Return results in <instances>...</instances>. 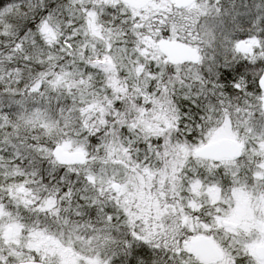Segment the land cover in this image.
<instances>
[{"label":"clouds","instance_id":"9594fccd","mask_svg":"<svg viewBox=\"0 0 264 264\" xmlns=\"http://www.w3.org/2000/svg\"><path fill=\"white\" fill-rule=\"evenodd\" d=\"M0 264H264V0H0Z\"/></svg>","mask_w":264,"mask_h":264}]
</instances>
